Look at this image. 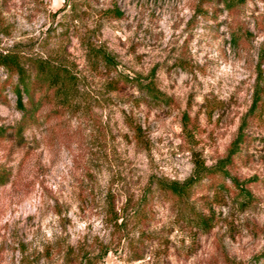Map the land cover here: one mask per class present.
I'll use <instances>...</instances> for the list:
<instances>
[{
    "label": "rangeland",
    "instance_id": "obj_1",
    "mask_svg": "<svg viewBox=\"0 0 264 264\" xmlns=\"http://www.w3.org/2000/svg\"><path fill=\"white\" fill-rule=\"evenodd\" d=\"M9 50L71 91L0 67V264H264V0H0Z\"/></svg>",
    "mask_w": 264,
    "mask_h": 264
},
{
    "label": "trees",
    "instance_id": "obj_2",
    "mask_svg": "<svg viewBox=\"0 0 264 264\" xmlns=\"http://www.w3.org/2000/svg\"><path fill=\"white\" fill-rule=\"evenodd\" d=\"M24 61L23 56L19 52L12 50L0 52V67L4 68L8 75L16 76V82L12 85L11 90L15 95L17 108H19L22 112H25L26 104L23 102V97H25L26 101L29 102V106L37 108V106L41 104L42 100H44L45 96L48 98L46 92L47 90L52 91V99H54L56 104H61L62 106L66 105L71 91L69 89L70 82L67 78L68 75L66 73L59 72V69L47 60H38L36 63L33 62L35 64V68L33 71H28L25 67ZM65 78H67L66 82ZM42 85L45 86L43 94L35 98L36 92L42 88ZM142 86L148 95L156 97V93L149 85L143 84ZM257 100L258 94L255 93L251 110L254 108ZM243 141L244 134L242 133V130L239 129L238 133L228 147L227 154L218 162L217 167L219 168V171H223L224 167L230 162L231 157L238 151L239 146ZM210 170L212 169L205 167L202 163H196L193 174L184 181H171L169 183H159V185L161 188L170 191L173 195L183 197L187 194L190 187L198 182L203 175L210 172ZM235 185L239 188V191L243 193L242 197L245 198L244 189L236 182ZM242 202H244L243 199ZM198 220V222L202 224L203 228H209L210 222L208 221V218L201 215Z\"/></svg>",
    "mask_w": 264,
    "mask_h": 264
}]
</instances>
